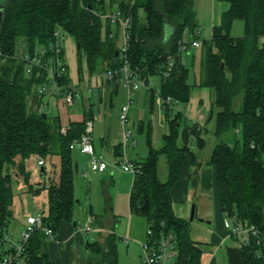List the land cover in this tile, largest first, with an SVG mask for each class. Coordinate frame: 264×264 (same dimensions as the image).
Segmentation results:
<instances>
[{"label":"trees","instance_id":"trees-1","mask_svg":"<svg viewBox=\"0 0 264 264\" xmlns=\"http://www.w3.org/2000/svg\"><path fill=\"white\" fill-rule=\"evenodd\" d=\"M228 4L220 23L214 25L212 38L201 41V60L197 78L188 81L189 67L180 52L185 33L196 34L194 0H122L119 8L130 16L127 61L129 68L149 77L160 76L159 96H172L178 104L187 103L194 87H209L214 92L212 112H215L214 135L219 141L209 158L213 166L223 214L233 221H249L257 225L264 237V0H221ZM111 10L105 0H0V257L5 252L9 223L13 217L15 192L12 179L20 177L31 190V173L27 159L37 156L43 160L60 156V173L47 186L48 209L42 213V224L52 230L54 237L64 221L74 219L75 148L71 144L86 133L87 121L94 116L92 105L84 109L82 120H72L62 130L60 115L38 107L37 83L42 76L27 75L25 61L19 58V38L24 48L32 51L55 38L57 29L74 37L77 43L79 72L86 62L90 74L113 71L107 78L117 92L125 59L118 54L119 31L110 37V21L95 12ZM142 10L143 14H141ZM235 19L244 20V34L230 33ZM105 28V29H104ZM104 29V32H103ZM168 32V33H167ZM173 57V68L161 73L167 57ZM4 59V60H3ZM70 88V78H62ZM151 88V96L156 93ZM241 95V105L235 108V97ZM168 132L162 134V144L155 147L148 129V154L136 159L138 167L129 193V209L147 221L155 241L161 233H172L177 243L175 264H202L204 252L200 241L190 235V219L179 215L173 205L172 187L180 178L183 163L189 156L192 168L188 174L192 187L210 189L212 168H202L203 160L192 149L205 146L206 128L188 121L184 113L168 103L161 105ZM213 115V114H212ZM140 120V131L145 130ZM150 127V125H149ZM238 129L241 142L230 144L223 135ZM114 156L122 157V143L114 146ZM164 157L167 177L159 176V161ZM79 170V166H78ZM42 171V170H41ZM46 172V171H44ZM43 173V172H42ZM200 175V178H199ZM105 213L112 209L111 197L103 190ZM98 218L97 216H94ZM98 221V219H97ZM112 227L101 239L87 241L93 253L80 264H121L118 261L119 236ZM101 231H99V235ZM48 234L35 229L25 244L22 257L26 264H53L47 251ZM257 246H239L243 264H264V255L257 256ZM138 264H145L144 262Z\"/></svg>","mask_w":264,"mask_h":264},{"label":"rangeland","instance_id":"rangeland-1","mask_svg":"<svg viewBox=\"0 0 264 264\" xmlns=\"http://www.w3.org/2000/svg\"><path fill=\"white\" fill-rule=\"evenodd\" d=\"M105 1L109 4L113 11H116L119 8V2L122 0ZM221 4H226V2L221 0H194V9L196 12L197 21L195 31L201 41L203 39L209 40L212 38L213 27L214 25L220 23L223 13ZM140 12L143 14L142 10H140ZM103 23L105 25V18H103ZM112 29L116 35L117 26L115 24L112 26ZM119 33V39H121V32ZM230 33L233 36H242L244 34V20L235 19L232 23ZM191 38L192 36L190 33H185L184 41L188 42ZM17 46L20 49L22 48L21 38H19ZM64 49L70 67V77L75 80L78 72V60L76 58L75 51L76 42L74 41L73 37L68 34L65 35ZM201 50V47H190L189 50H183L182 57L185 64L189 67L188 81L190 83L194 82L198 76L202 53ZM90 84H92V82L88 81V85ZM159 87L160 76L158 74H154L151 76V83L148 86H142L139 91L135 92L133 102L130 104L129 110H135L136 116L130 115V120L126 127L131 129L133 139H135V145L129 144L123 150L124 156L130 161L141 159L148 154L149 128L151 129L152 144L155 147L161 146V136L163 133L168 132V122L165 119L158 93ZM151 88L157 91L153 96H151ZM211 92L212 103L214 100V92L212 90ZM83 96L93 103L92 108L94 116L90 120L92 122L93 143L97 147L100 146L101 139L105 137V135H107V137H109L108 139H111L112 141L118 140L122 131V124L118 119V111L126 98L124 87L120 85L118 91L111 93V95L109 93L103 102L99 101L97 90L92 86L83 90ZM47 101H45V103H43L42 100L39 101V109L44 112L48 111L51 113H56L58 110L57 103H55V105H48ZM76 103H78V105L73 107L72 112L70 111V113L75 114L77 112L80 115L83 113V109L80 107L82 104L79 97L76 99ZM234 103L235 108L238 109L241 105V95L235 97ZM60 107H64V105L61 104ZM187 108L188 107L185 103L179 105V109L182 112H187ZM138 117L145 121V130L140 131L138 127ZM203 137L206 141L205 146L203 148H198L195 140H192V149L195 151V153H197L200 160H203L202 168H204V170L212 168V174H214L213 166L209 165L207 161L205 162V160L209 158L214 146L219 141V139L210 129H206ZM223 139L230 144H235L236 142H241L242 140L241 133L238 131V129H231L227 131L223 135ZM104 152V157L110 162L111 160L108 157V150L106 148ZM73 156L75 160L80 163V167L84 168L83 171L86 173V175L81 170H78L75 174V197L77 201L74 204V219L72 220V223L76 221L78 222L79 227L85 226L89 217L88 213L90 212L91 208L96 213H103V216H106L107 213L104 211L105 203L103 197V190H105L107 192L106 196L111 197L112 210H114L118 215V220L116 222L118 232L124 233V235L126 232H128L130 239L146 237V230L148 228L147 221L145 218L139 215L130 213L129 210L128 197L134 173L122 169V163H124V161H116V163L110 164L104 172H97L96 174L90 168L89 155L81 154L78 150H75ZM38 158L39 157L37 156H32L26 161L27 168L31 173L30 183H32L33 187L35 188L39 187L38 191L31 190L29 185L26 184L20 177H14L12 179V187L15 192L12 205L13 217L8 226L6 240L3 243V245H5L7 248L10 247L11 244L15 245L19 243L23 229L22 225L24 222H26V217L29 214L43 213L48 209L47 186L50 183V179L53 175L56 178L59 177L60 156L58 154H54L47 157L45 159V164H42L45 165L46 171L43 173L41 171L42 165H38L37 163ZM159 174L162 180L166 179L167 169L163 156H161ZM214 190L216 191L215 186H212L210 189L192 187L189 181L187 191L184 192L182 196L183 202L176 201V199L173 198V205L176 210L182 206L183 208L179 214L187 219H190L192 207L195 205L194 217L193 219H190V235L194 240L200 241L201 245L203 246L204 252L202 254V264H229L230 262L226 259L227 255L224 253V245L220 251L212 249L214 252H212L213 254L208 252L209 249L214 246L213 241H216L212 235V231L218 230L219 226L224 224L225 219L224 217L220 216L219 212H217L216 196ZM72 226L74 227V225ZM111 227L109 226L108 228L103 229L100 234L105 236ZM80 232L87 241H92L97 234L94 232V229L90 232L83 230ZM233 239L234 238L229 234L228 240L225 244H228V241L232 240V243L229 247L238 251L240 243L239 241ZM53 242H55V237L48 235L47 251L49 254H51ZM85 242L79 245L78 249L72 251V264L83 263L89 257L94 256L93 253L87 249ZM118 246H126V243L119 239ZM61 247L65 248V242H61ZM218 247H220V245L216 248ZM223 256L226 257L225 261H223ZM121 261L123 262V260Z\"/></svg>","mask_w":264,"mask_h":264},{"label":"built area","instance_id":"built-area-1","mask_svg":"<svg viewBox=\"0 0 264 264\" xmlns=\"http://www.w3.org/2000/svg\"><path fill=\"white\" fill-rule=\"evenodd\" d=\"M96 1L99 2L101 0ZM95 13L110 21V37L115 36L112 29L114 24L120 28L121 32V39L118 40L117 46L118 54L125 59L123 66L120 68L122 72L120 83L124 87L126 98L119 109V120L122 124L121 143L124 150L129 144L135 145V139H133L131 129L126 127L129 122V109L133 95L142 86H148L149 83L146 82V79L141 75V72L131 70L128 65L126 55L128 50V28L130 26V16L124 14L120 8L116 11L109 10L105 13ZM65 35L66 33L64 31L57 29L55 32V38L52 41L39 45L32 51L24 48V44H22L19 58L25 61V71L27 75L35 74V76H42L36 87L37 98H43L47 95H55L62 97L65 102L72 104L75 97L80 96V92L73 88L67 89L62 82V78L68 75V63L64 49ZM200 46L201 41L198 38H194L191 41L181 44L180 52L183 53V50H189L190 47L199 48ZM2 56L0 48V57ZM173 64V57L169 55L163 64L161 73L163 75L169 74L173 68ZM106 77L112 78L113 71L108 70L106 72ZM160 102L161 104L168 103L175 110H179L180 104H178L172 96L166 98L160 96ZM65 129L66 127L63 126L62 130L65 131ZM71 147L77 149L80 153L88 154L90 156V168L94 172H103L110 164L116 163L115 161L109 162L103 154L96 152L92 139V122L90 120L87 121L86 133L82 135L80 140L74 141L71 144ZM124 157L123 154L119 160L124 161V163H122V169L133 172L135 175L138 172V167L133 161ZM43 163V160L39 158L38 164L42 165ZM83 173L86 175L85 172ZM92 222L93 217H88L85 226L82 227L83 230L86 232L92 231L94 229ZM224 226L229 231V234L239 241L240 246H247L254 243L258 248L257 256L264 255V237L257 225L249 221H233L230 217L225 216ZM37 228H43L48 235H53L50 228L43 226L42 213L29 214L26 217V225L22 229L19 243L13 245V247L3 253L2 257H0V264H26L22 257V253L26 242L30 238L32 232ZM153 239V229L148 227L147 239L143 242V262L145 264H175L178 249L174 235L172 233H161L158 239L152 241ZM122 240L125 243H128L129 236L124 235Z\"/></svg>","mask_w":264,"mask_h":264},{"label":"crops","instance_id":"crops-1","mask_svg":"<svg viewBox=\"0 0 264 264\" xmlns=\"http://www.w3.org/2000/svg\"><path fill=\"white\" fill-rule=\"evenodd\" d=\"M222 8H223L222 10L224 11L225 9L228 8V4L227 3L223 4ZM117 29L120 32V28L117 27ZM68 35H70V34H68ZM71 37H73V36H71ZM73 39H74V37H73ZM192 39H194V38H191L189 41H191ZM198 39H199V37H198ZM118 40H120V39L118 38ZM74 41L76 42L75 39H74ZM259 43H260V45H264V35L259 37ZM75 51H76V58H77V43H76V50ZM65 57L67 59L66 53H65ZM67 63H68V61H67ZM77 63H78V61H77ZM69 69H70V67H69V63H68V76L70 78V88L79 90V92H80L79 98L81 99V104H82V105H80V107H82L83 113L80 115L77 112L75 114L70 113V111L72 112V108L78 105V103H76V99L78 97H75L72 104L65 102V100L62 97H58L55 95H47V96H44L43 98L39 99V101L42 100L43 103H45V101L48 100L47 101L48 105L49 104L55 105V103H57V109L58 110L56 113H53V114L60 115L64 127L68 126L69 122L72 120H82L83 114H84V109L90 105L93 106V103L89 99H86L83 96V90L92 86L93 88H95L97 90L99 101H101V102H103L104 99L107 98V95L109 93L111 95V91L113 90L112 86H109L107 83L106 73L103 72L100 74H98V73L89 74L87 72L86 62H83V72H79V68H78V72H77V75L75 77V80H73L70 77ZM88 81L89 82L91 81L92 84L88 85ZM150 83H151V76L149 77V84ZM120 85H122V84L120 83ZM120 85H119V87H120ZM119 87H118V89H119ZM211 90L212 89H210L209 87H206V86L194 87L192 89L189 101L187 103H185L188 107L187 108L188 111L183 112V113H184V116L186 117V119L188 121L197 122L202 128H206L208 130L210 129V130L214 131V128H215V112L214 113L212 112V106H211V104H212L211 103V93L212 92H211ZM137 91H139V90H137ZM137 93H139V92H137ZM133 99H134V95L132 98V102H133ZM61 104H63L64 107H60ZM49 113H51V112H49ZM130 115L136 116V111L135 110H129V120H130ZM63 116H66V117H63ZM118 119H119V111H118ZM138 120L140 121L142 119L138 117ZM108 138L109 137H107V135H105V137H103L101 139L100 146H98V147L94 144L96 152L100 153V154H104L105 153L104 150L106 148L108 150L109 159L111 161H115V162L119 161L121 157L117 158L116 156H114L113 152H114V146L121 142V135H120V138L118 140L112 141L111 139H108ZM81 154H84V153H81ZM38 160H39V158H38ZM164 161H165V159H164ZM263 161H264V156H263ZM37 163H38V161H37ZM43 164H45V163H43ZM78 165H79V171L81 170L82 172H84L83 171L84 168L80 167V163H78ZM42 166L45 167V165H42ZM160 166H161V158L159 161V169H160ZM191 166H192L191 165V159L188 156L183 163V168H182L180 178L177 181V183L172 187V190H171L172 196L174 199H176V201L183 202L182 196H183L184 192L187 191V188L189 185L190 180L188 178L189 177L188 173H189ZM95 173L97 174V172H95ZM213 175H214L213 186H215V188H216V191L215 190L214 191H215V196H216L217 212H219L221 217L225 218V215L223 214V212L221 210V206H220V195H219V190H218V187L216 184L215 174H213ZM159 176H160V174H159ZM128 204H129V197H128ZM182 208L183 207L181 206L178 210H176L178 214L181 213ZM93 215L98 217V218H95V221H94ZM179 215H181V214H179ZM88 216L93 217L92 224L94 226V232L97 233L95 238H98L101 240H102V237L104 235L103 236L99 235V231H102L103 229H106L109 226L111 227L113 225L114 218H117V220H118V215L112 209L110 210V212L107 213L106 216H103V213H96L91 208L90 212L88 213ZM97 219H98V221H97ZM106 224H108V225H106ZM25 225H26V222L23 223L22 228H24ZM72 225H74V227ZM82 227L83 226L79 227L78 222H76V221L74 223H72V221H64L62 223V225H61V227L57 233V237H55V242H53V248L51 249L52 256H51V254H49L53 264H72V262H71L72 251H75L76 249H78L79 245H81L83 242L86 241L85 243H87V240H85V237L80 232L83 230ZM114 231L119 236L124 235V233L118 232L116 224L114 225ZM212 232H213L212 235L214 236V239L216 241H213L214 246H212L208 252L213 254L214 252L212 251V249H214L216 251H220L224 245V247H225L224 253L227 255V258L223 256V261H225L227 259L230 262L229 264H243L242 258L240 256L239 248L237 251L234 248L229 247L230 244L232 243V240L228 241V244H225L228 240L229 232H228L227 228L224 226V224L223 225L221 224V226H219L218 230L212 231ZM125 235H129V233L126 232ZM52 236H54V235H52ZM146 239H147V230H146V237H144V238L138 237L136 239H130V237H129V242L126 243V246H120L119 247L117 245L119 263H121V264H138V263L143 262V257H144L143 242ZM121 240H122V238H121ZM61 242H65V248L61 247ZM13 245L14 244H11V246L8 248L5 247V245H3L5 252H6V250L13 247ZM219 245H220V247L216 248ZM120 258H121V260H123V262L120 260Z\"/></svg>","mask_w":264,"mask_h":264},{"label":"water","instance_id":"water-1","mask_svg":"<svg viewBox=\"0 0 264 264\" xmlns=\"http://www.w3.org/2000/svg\"><path fill=\"white\" fill-rule=\"evenodd\" d=\"M0 17H1V11H0ZM36 99H37V97H36ZM43 115L46 116V113L44 112ZM74 166H75V171L77 172L78 171V166H79L77 161L75 162ZM41 170H42V172H44L45 171V167L42 166ZM194 213H195V205H193V207H192L190 219H193Z\"/></svg>","mask_w":264,"mask_h":264}]
</instances>
